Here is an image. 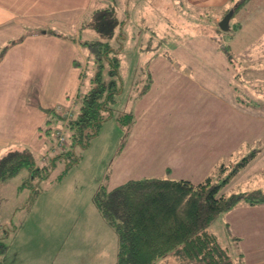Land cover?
I'll return each instance as SVG.
<instances>
[{
  "label": "rangeland",
  "instance_id": "rangeland-1",
  "mask_svg": "<svg viewBox=\"0 0 264 264\" xmlns=\"http://www.w3.org/2000/svg\"><path fill=\"white\" fill-rule=\"evenodd\" d=\"M58 2L69 7L73 0ZM112 2L118 20H126L122 30L127 35L121 90L111 103L114 115L100 124L86 147L76 144L68 149L70 155L57 157L48 178L41 180V174L24 167L0 180V264H92L98 254L101 264H115L118 237L94 203L97 189L132 178L182 177L179 172L198 179L202 169H210L201 165L214 161L206 155L199 158V146L210 153L209 143L225 157L211 173L216 182L259 148L255 162L222 190L227 195L264 190V0H93L83 20L74 22L65 14L57 34L73 43L72 54L81 63L77 99L96 71L83 41L108 35L90 24V13ZM232 8L230 29L224 31L219 21ZM19 31L20 24L9 41L20 39ZM48 114L35 144L33 127L27 125L20 140H0V157L25 147L36 160L47 151L52 155L50 148L61 146L56 131L63 128L66 134L68 119L63 123L57 112ZM222 162L228 167L221 169ZM237 204L220 212L208 229L230 247L236 264H264V225L259 219H264V203L252 207L243 196ZM239 204L247 207L248 224L240 223L235 213ZM231 215L242 234L228 225ZM91 217L100 222L78 226L82 230L75 227L78 219ZM242 252L250 262L237 258ZM164 258L153 264H182Z\"/></svg>",
  "mask_w": 264,
  "mask_h": 264
},
{
  "label": "trees",
  "instance_id": "trees-1",
  "mask_svg": "<svg viewBox=\"0 0 264 264\" xmlns=\"http://www.w3.org/2000/svg\"><path fill=\"white\" fill-rule=\"evenodd\" d=\"M114 8L112 2L90 13L93 15L90 24L108 35L106 39L83 41L96 71L89 88L78 99L73 116L65 123V144L58 148L53 145L50 148L53 154L45 153L47 155L40 160H36L30 148L10 149L0 157V180L24 167L41 174V180L48 178L57 157L70 155L72 150L68 152V149L76 144L86 147L90 138L98 133L100 124L114 115L111 103L121 90V51L123 39L127 37L122 30L126 20H118L117 8ZM117 25H121L119 30H116ZM49 112H57L58 118L65 122L58 109ZM258 149H252L236 162L218 182L211 176L198 182L149 176L132 178L112 188L102 184L93 199L99 212L116 231L115 264H153L173 252L186 264H236L230 247L223 245L208 228L220 212L232 209L240 197H246L250 204L264 203L262 189L229 195L222 190L248 165ZM72 163L68 162L67 166ZM225 167L228 166L222 164L221 169Z\"/></svg>",
  "mask_w": 264,
  "mask_h": 264
},
{
  "label": "crops",
  "instance_id": "crops-1",
  "mask_svg": "<svg viewBox=\"0 0 264 264\" xmlns=\"http://www.w3.org/2000/svg\"><path fill=\"white\" fill-rule=\"evenodd\" d=\"M58 1L60 0H0V52L5 48L0 55V140L3 138L20 140L21 128L31 125L34 137V143L31 144H35L37 130H40L43 122L47 121L48 111L57 109L59 105L74 108L78 101L76 97L81 86V63L75 58V53L72 54V48H75L73 43L59 37L57 28L63 26L59 22L66 20V16H72L74 22L83 20L93 0H73L69 7H59ZM19 24L21 38L9 41L8 38H14V26ZM206 128L213 131V128ZM10 133L13 136H9ZM42 141L41 138V143ZM223 146H226L225 142ZM209 148L210 153H207L199 146V158L206 155V157H213L214 161L211 164L201 165H210V169H202L198 179L186 176L183 172H179L182 177L173 176L171 179L187 178L198 182L211 176L215 167L225 160V157L223 153L218 154L217 146L209 143ZM213 152L216 155H213ZM256 157L235 176L253 164ZM217 160L220 162L217 163ZM249 205L255 208L260 207L258 204ZM237 208H240L238 212H235L242 219L240 223L246 222L248 219H245L244 212L247 207L239 204ZM259 219L264 225V219ZM80 220L75 222V227L79 230L82 229L78 226L96 224L95 221L100 222L98 218L92 217L82 222ZM240 223L232 215L228 219V225L232 226L237 234H242L238 230ZM237 238L240 237L237 236ZM166 258L186 264L174 252L167 254ZM101 259L100 254L96 255L92 264H101ZM240 260L242 263L250 262L248 255L243 252Z\"/></svg>",
  "mask_w": 264,
  "mask_h": 264
},
{
  "label": "built area",
  "instance_id": "built-area-1",
  "mask_svg": "<svg viewBox=\"0 0 264 264\" xmlns=\"http://www.w3.org/2000/svg\"><path fill=\"white\" fill-rule=\"evenodd\" d=\"M57 109L62 113L65 119H69L73 116L71 106L59 105ZM56 135L58 137V144L64 145L67 140L65 130L63 128H58L56 131Z\"/></svg>",
  "mask_w": 264,
  "mask_h": 264
},
{
  "label": "water",
  "instance_id": "water-1",
  "mask_svg": "<svg viewBox=\"0 0 264 264\" xmlns=\"http://www.w3.org/2000/svg\"><path fill=\"white\" fill-rule=\"evenodd\" d=\"M234 13V9H230L224 17L219 21V26L222 30L228 31L230 29V19Z\"/></svg>",
  "mask_w": 264,
  "mask_h": 264
}]
</instances>
